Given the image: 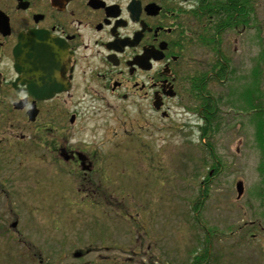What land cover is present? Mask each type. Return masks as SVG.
<instances>
[{
  "label": "rangeland",
  "instance_id": "obj_1",
  "mask_svg": "<svg viewBox=\"0 0 264 264\" xmlns=\"http://www.w3.org/2000/svg\"><path fill=\"white\" fill-rule=\"evenodd\" d=\"M254 10L246 27L221 37L228 80L207 81L215 127L203 139L201 105L191 95L173 100L169 118L139 120L143 128L85 102L80 148L96 154L91 174L75 173L55 145L17 156V145L8 150L0 264H264V139L257 137L264 107L242 111L227 102L243 103L238 93L257 77L264 104V0H254ZM194 43L191 74L209 75L214 51ZM2 132L15 139L7 124Z\"/></svg>",
  "mask_w": 264,
  "mask_h": 264
},
{
  "label": "flooded vegetation",
  "instance_id": "obj_2",
  "mask_svg": "<svg viewBox=\"0 0 264 264\" xmlns=\"http://www.w3.org/2000/svg\"><path fill=\"white\" fill-rule=\"evenodd\" d=\"M193 24L191 0H0V171L16 145L48 144L75 173L97 171L80 148L85 102L131 128L169 118L191 98Z\"/></svg>",
  "mask_w": 264,
  "mask_h": 264
},
{
  "label": "trees",
  "instance_id": "obj_3",
  "mask_svg": "<svg viewBox=\"0 0 264 264\" xmlns=\"http://www.w3.org/2000/svg\"><path fill=\"white\" fill-rule=\"evenodd\" d=\"M254 11V0H194L191 9V18L194 22V37L196 45L207 46L211 48L214 53V62L211 65L209 75L203 72L198 76H193L191 81V95L193 99H197L201 105L200 114L203 116V125L201 126V138L203 139L209 128L215 127V119L212 115L215 114L216 106L213 105V98L207 90V81L212 78L215 81L228 80L229 71L227 70V58L222 55L220 50V41L223 33L227 30L243 28L249 24V18ZM231 72V71H230ZM259 69L255 65L252 69V75H258ZM258 78L253 79L251 84L253 87H244L239 93V97L244 100L238 105V101L232 100L229 96L227 102L236 105V108L244 110L251 108L255 104L259 107H264L263 102L257 96L260 95L254 92L258 91ZM236 93V89L234 90ZM237 94V93H236ZM219 97L216 100H220ZM255 102V103H254ZM252 120V118L250 117ZM256 120V119H255ZM262 125L264 124V114L261 116ZM256 123V122H255ZM262 125L256 127L261 133ZM257 137H263L264 134H259ZM263 148L262 143H259ZM264 167V162H263Z\"/></svg>",
  "mask_w": 264,
  "mask_h": 264
},
{
  "label": "water",
  "instance_id": "obj_4",
  "mask_svg": "<svg viewBox=\"0 0 264 264\" xmlns=\"http://www.w3.org/2000/svg\"><path fill=\"white\" fill-rule=\"evenodd\" d=\"M242 186H243V185H242V182H241V181H237V182L235 183V188H236V191H237V195H240V194H241V192H242V190H243V187H242ZM13 225H15V223H13ZM74 255H75V256H78L79 253L76 252V253H74Z\"/></svg>",
  "mask_w": 264,
  "mask_h": 264
}]
</instances>
